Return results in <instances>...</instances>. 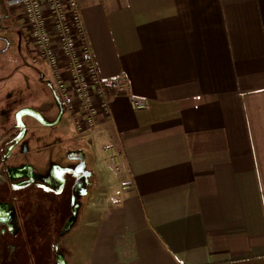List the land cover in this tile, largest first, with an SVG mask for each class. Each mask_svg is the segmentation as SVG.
Instances as JSON below:
<instances>
[{
  "label": "crops",
  "instance_id": "0c3cea01",
  "mask_svg": "<svg viewBox=\"0 0 264 264\" xmlns=\"http://www.w3.org/2000/svg\"><path fill=\"white\" fill-rule=\"evenodd\" d=\"M79 2L102 76L125 83L107 86L112 113L90 138H69L86 192L106 183L86 264H264V0ZM4 4L1 29H23ZM109 145L127 169L108 162ZM3 147L4 175L34 170ZM54 154L43 173L63 164ZM0 213V264H24L18 203L0 199Z\"/></svg>",
  "mask_w": 264,
  "mask_h": 264
},
{
  "label": "rangeland",
  "instance_id": "374dc122",
  "mask_svg": "<svg viewBox=\"0 0 264 264\" xmlns=\"http://www.w3.org/2000/svg\"><path fill=\"white\" fill-rule=\"evenodd\" d=\"M5 4L10 12H15L17 16L19 7H9L6 0ZM3 8L5 11L2 12V16H9L8 9ZM10 23L7 28L11 29H1L0 17V115L1 112L3 115V119L0 116V120H3L0 123V138L5 137L6 134L12 135L4 144L0 143V147L4 146V149L12 150V154L17 156L18 163L23 166L28 164L33 166L36 176H39L43 173L42 169L47 165V159L53 152L55 157L59 156L64 162L70 161L69 151L74 142L69 138L76 139V131L70 114H59L48 63L37 51H28L27 46L30 48V45L27 44V31L24 27L22 26L23 29L18 31L20 23L17 27L12 21ZM47 106L51 108L50 111L46 110ZM24 109L39 111L46 119L40 120L30 114L23 115L21 119L24 127L23 137L17 144L11 145L14 135L21 127L19 112ZM4 113L8 114L6 123ZM47 123L53 125L47 127L45 126ZM58 132L63 135L58 136ZM21 181L13 178L12 175H6V178L1 176L0 197H7L10 193L12 195V192L8 191L10 185L12 187V183H21ZM89 188L88 191L92 192H85L78 204L71 205L73 215L67 221L65 231L57 243L56 255L52 254L55 264H86L85 242L89 241L92 234L93 227L90 224L99 216L104 204L105 197L103 198L102 193L105 191L106 183L99 178L94 186L90 185ZM11 220L13 227L17 229L19 227L17 219L12 217ZM28 256L31 261L29 264H36L33 262L34 257ZM23 257L24 254L18 255L17 259L21 260Z\"/></svg>",
  "mask_w": 264,
  "mask_h": 264
},
{
  "label": "built area",
  "instance_id": "2783aa9c",
  "mask_svg": "<svg viewBox=\"0 0 264 264\" xmlns=\"http://www.w3.org/2000/svg\"><path fill=\"white\" fill-rule=\"evenodd\" d=\"M18 13L32 50L50 68L52 85L60 106L70 114L76 138H90L111 116L110 86L117 93L125 90L123 77L104 79L93 48L79 0H6ZM132 104L143 108L145 101L132 96ZM108 162L117 171L127 169L113 145L106 148Z\"/></svg>",
  "mask_w": 264,
  "mask_h": 264
},
{
  "label": "trees",
  "instance_id": "16d2710c",
  "mask_svg": "<svg viewBox=\"0 0 264 264\" xmlns=\"http://www.w3.org/2000/svg\"><path fill=\"white\" fill-rule=\"evenodd\" d=\"M11 192L5 199L18 203L22 228L17 238L22 243L16 245L25 248L24 264L31 262L28 255L34 257L36 264H55L57 243L65 231L66 218L73 214L70 198H62V192L35 183L12 185Z\"/></svg>",
  "mask_w": 264,
  "mask_h": 264
},
{
  "label": "flooded vegetation",
  "instance_id": "af4514ba",
  "mask_svg": "<svg viewBox=\"0 0 264 264\" xmlns=\"http://www.w3.org/2000/svg\"><path fill=\"white\" fill-rule=\"evenodd\" d=\"M59 107H60L59 114L63 115L65 112L63 108L60 106V104H59ZM21 127L19 128L18 132L14 135L13 143H11V145L17 144L19 141H21V138L23 137V132H24L23 130L24 127L22 128ZM5 151H8V150L5 149ZM69 156H70L69 163L63 162V164H61V166L59 167H57L56 165H53L54 167H52V170L41 173L39 176H36L35 169L32 170V169H28V168L26 169L24 167H20V169L16 171V173H14L12 177L18 180L20 179V181L21 180L22 181L21 183L16 182L14 184L16 186H27V185L35 183V184L45 186V187H52L54 190H56L57 193L62 192V198L63 196H65L66 198H70L71 205L78 204L79 201L82 200V197L84 193L86 192L87 184L91 183V176H90V172L88 171L86 163L81 154L76 155V154L69 153ZM1 157L3 158V155ZM2 174L4 173L0 172V177L2 176V178L4 177L6 178V175H2ZM14 184L12 183V185ZM0 198L4 199L5 196L4 198L3 196H1ZM6 215L7 214L5 213L4 214L0 213V223L3 220L7 221L9 219L10 216L9 215L6 216ZM72 215L66 218V223ZM11 225L9 226L10 228L13 227V225L12 226Z\"/></svg>",
  "mask_w": 264,
  "mask_h": 264
},
{
  "label": "water",
  "instance_id": "95a60500",
  "mask_svg": "<svg viewBox=\"0 0 264 264\" xmlns=\"http://www.w3.org/2000/svg\"><path fill=\"white\" fill-rule=\"evenodd\" d=\"M25 114H30V115H32V116H34V117H36V118H38V119H40V120H43L42 119V117H41V115L37 112V111H35V110H32V109H24V110H21L20 112H19V115H18V117H19V121H20V125H22V123H21V119H22V117H23V115H25ZM23 126V125H22ZM75 199V198H74ZM73 199V200H74Z\"/></svg>",
  "mask_w": 264,
  "mask_h": 264
}]
</instances>
